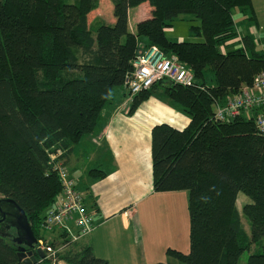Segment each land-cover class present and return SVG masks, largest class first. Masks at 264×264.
I'll return each instance as SVG.
<instances>
[{
	"label": "trees",
	"instance_id": "obj_1",
	"mask_svg": "<svg viewBox=\"0 0 264 264\" xmlns=\"http://www.w3.org/2000/svg\"><path fill=\"white\" fill-rule=\"evenodd\" d=\"M109 1L111 25L87 22L100 0H0V197L18 205L39 239L44 214L61 192L52 157L67 166L115 91H125L133 61L154 46L194 77L189 87L154 84L132 97L128 111L160 87L161 98L189 118L181 130L161 123L150 131L153 191L187 192L189 251L168 248L166 255L181 264H238L247 251L246 264H264V136L243 115L213 118L214 101L223 103L264 71V55L239 34L233 17L237 10L254 24L251 0ZM142 5L149 18L130 31L128 13ZM184 16L199 22L189 32L202 42L167 39L165 30ZM87 176L106 174L91 169ZM238 194L250 200L240 212ZM16 236L13 228L0 235V264H22ZM57 237L52 246L66 245L57 255L63 264H109L92 246Z\"/></svg>",
	"mask_w": 264,
	"mask_h": 264
},
{
	"label": "crops",
	"instance_id": "obj_2",
	"mask_svg": "<svg viewBox=\"0 0 264 264\" xmlns=\"http://www.w3.org/2000/svg\"><path fill=\"white\" fill-rule=\"evenodd\" d=\"M251 3L256 22H246L237 29L241 36L248 35L255 49L264 55V0H251ZM140 7L139 14L145 15L148 8ZM131 19L132 11H129V29L134 31ZM129 106L130 101L120 88L115 91L112 103L102 111L91 143L95 146L93 158L105 165L106 176L85 180L82 192L95 229L79 244L92 246L94 255L109 264H147L158 247L164 254L168 248L189 251L185 193L153 191L150 153L153 126L166 123L181 130L189 118L159 96L152 95L132 114H128ZM69 157L66 167L73 178Z\"/></svg>",
	"mask_w": 264,
	"mask_h": 264
},
{
	"label": "built area",
	"instance_id": "obj_3",
	"mask_svg": "<svg viewBox=\"0 0 264 264\" xmlns=\"http://www.w3.org/2000/svg\"><path fill=\"white\" fill-rule=\"evenodd\" d=\"M132 66V72L128 73L124 80L129 101L134 95L163 80L188 87L194 85L193 74L185 65L174 59H167L154 46L140 53ZM239 115L253 120L258 133L264 136V71L254 77L251 85L241 86L236 95L228 97L223 103L213 102V118L216 121L230 120ZM56 158L52 157V162L61 184V192L53 206L44 214L42 232L50 236L53 231H59L58 235L66 234L69 242L78 243L94 231L93 216L63 160ZM52 244L53 241L47 242L44 237L37 239V248L44 252V259L49 260L51 264H63L57 255L66 245Z\"/></svg>",
	"mask_w": 264,
	"mask_h": 264
},
{
	"label": "rangeland",
	"instance_id": "obj_4",
	"mask_svg": "<svg viewBox=\"0 0 264 264\" xmlns=\"http://www.w3.org/2000/svg\"><path fill=\"white\" fill-rule=\"evenodd\" d=\"M66 3H73V0H65ZM142 10V7L136 8L132 10V19L130 20V25L134 29L135 24L144 18H149V15H142L139 14V12ZM133 13H138V15L134 16ZM234 21L238 27V29H241V25H244L246 23V19L243 15H241L237 10L233 13ZM101 20L102 22L106 23L107 25H110L114 22V17L112 14V4L109 0H101L99 9L94 11L92 14L88 16V24L94 23L97 20ZM199 22L197 20H192L188 16L181 17L177 20H175L172 24V26L165 30V34L168 40L172 42H202L201 38H196L191 36L189 29L192 26H198ZM120 91V88H118ZM152 95L157 98L164 97L163 91L160 87L156 88ZM126 96V95H125ZM127 97V96H126ZM92 135H87L82 138V140L73 147V151L69 157V164H70V170L73 176V180L77 186V188L80 190L81 194L84 192L85 189V180H89V177H87V172L91 169H98L101 171L106 170V167L102 162L98 163V160L93 158L94 156V149L95 146L91 143ZM102 164L101 165H97ZM100 166V167H98ZM104 168V169H103ZM182 193H185V197L187 199V192L182 191ZM250 200L244 196L243 194H238L237 197V208L240 212L241 206L244 203H249ZM241 223L243 226L244 231L247 235H249V223L248 221L242 217L241 215ZM56 231H53L52 235H45L43 232H41L40 237L46 238L47 242L51 241H57V236L59 231H57V235H55ZM81 241V240H80ZM79 241V242H80ZM60 242H57V244ZM181 252V251H180ZM187 253V251H186ZM250 252H244L242 256L240 257V260L238 264H246V260ZM147 264H155V263H163V264H181L174 260L171 257H168L166 254H164V251H162L161 247H158L155 251V254L153 257H151V260L148 259ZM115 264V263H112Z\"/></svg>",
	"mask_w": 264,
	"mask_h": 264
},
{
	"label": "water",
	"instance_id": "obj_5",
	"mask_svg": "<svg viewBox=\"0 0 264 264\" xmlns=\"http://www.w3.org/2000/svg\"><path fill=\"white\" fill-rule=\"evenodd\" d=\"M6 220L9 228L15 229L17 236L13 241L18 245L17 258L22 264H37L36 256L45 258L44 252L37 248V239L21 209L8 199H0V222Z\"/></svg>",
	"mask_w": 264,
	"mask_h": 264
},
{
	"label": "flooded vegetation",
	"instance_id": "obj_6",
	"mask_svg": "<svg viewBox=\"0 0 264 264\" xmlns=\"http://www.w3.org/2000/svg\"><path fill=\"white\" fill-rule=\"evenodd\" d=\"M0 199H2L0 197ZM12 228L8 227V224L6 223V220L0 222V235L1 236H5L8 234V232L11 230Z\"/></svg>",
	"mask_w": 264,
	"mask_h": 264
}]
</instances>
